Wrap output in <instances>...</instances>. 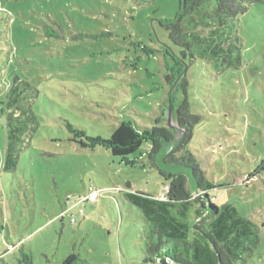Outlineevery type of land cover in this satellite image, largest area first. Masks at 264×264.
Listing matches in <instances>:
<instances>
[{
	"label": "rangeland",
	"instance_id": "obj_1",
	"mask_svg": "<svg viewBox=\"0 0 264 264\" xmlns=\"http://www.w3.org/2000/svg\"><path fill=\"white\" fill-rule=\"evenodd\" d=\"M181 11V0H0V264L21 252L32 264H61L71 252L91 264H139L148 224L213 250L194 228L200 203L186 219L160 204L167 187L146 160L150 142L130 166L86 140L109 138L121 121L168 127L169 111L177 125L182 83L200 116L189 148L238 233L237 257L223 247L232 261L217 264H264V4L224 28L213 2ZM179 18L204 38L188 36L191 53L165 30ZM7 153L14 163L4 168ZM89 186L109 193L61 223Z\"/></svg>",
	"mask_w": 264,
	"mask_h": 264
},
{
	"label": "trees",
	"instance_id": "obj_2",
	"mask_svg": "<svg viewBox=\"0 0 264 264\" xmlns=\"http://www.w3.org/2000/svg\"><path fill=\"white\" fill-rule=\"evenodd\" d=\"M209 2L214 3V18L220 28L226 27L229 21L242 14L246 10L248 4H264V0H181L182 15H190L205 7ZM180 20L181 18H179L178 21L166 23L164 27L167 31L169 40L175 46L183 49V51L188 50L189 53H191L190 49L192 45L188 41V36H191L199 43L203 42L204 38L194 33L189 34L184 32L181 29ZM173 62L171 63L170 69L174 70L177 74L182 72L183 66L180 64V61H176L175 64ZM186 88L185 83L180 85V89L185 97L187 96ZM185 97L179 100L177 107L185 123V133L177 147L165 157V161L167 163L183 164L191 167L196 178L198 193H194L190 190L187 178L184 174L166 173L156 166L155 157L160 149L161 141H169L173 137L174 132L168 127H153L149 131H141L131 122L121 121L107 139L98 137L86 138L89 147L93 148L96 145H100L106 149L111 156L118 158L119 162L127 165L134 162V160L128 159L129 155L140 151L143 143L147 141L150 142L151 148L146 155V160L148 164L155 169L163 185L167 187L165 191V200L161 201L160 204L166 210L176 212L175 215L179 218L186 219L191 213L192 208H194V204L200 203L201 207L197 208L194 212L199 222L194 228L199 230L200 233L208 239L207 241L212 245L213 250H209V248L207 249L205 247L200 248L192 242L174 237L155 224H148V232L145 236L146 242L148 243H145L144 247L141 249V260L139 264H217V262L226 263V261H232L231 255L233 258L237 257L236 253L231 249V247H236L233 241L236 240L238 235L234 227L235 220L229 216V219H232V221H229L228 217L220 213L219 209L221 208L215 205L211 200L208 191L212 188V185L204 176L196 156L189 148L193 127L200 120V116L190 112V104L188 98ZM10 113L12 115L18 114L15 111H10ZM68 127L72 131V127L70 125ZM73 132L77 133L78 136H83L79 131L75 132L73 130ZM80 144L82 145L83 142ZM13 163L14 158L10 153H7L4 168L9 164L13 165ZM97 190H99L98 197H100L102 193H109V189ZM141 194L151 196L148 193ZM81 199L82 198L78 199L75 205H67L63 208L61 213L57 216V219L63 223L64 218L68 216L71 222H75L76 218L73 216L72 210L76 208L77 205L87 202H80ZM96 200L89 202L94 203ZM81 212L82 210L79 209L78 213ZM201 217H203V219H201ZM223 247L226 248L230 256L224 254L222 251ZM21 255L22 258H15V264H32L30 255L24 252H21ZM61 264L91 263L82 259L78 254L71 252L63 258Z\"/></svg>",
	"mask_w": 264,
	"mask_h": 264
},
{
	"label": "water",
	"instance_id": "obj_3",
	"mask_svg": "<svg viewBox=\"0 0 264 264\" xmlns=\"http://www.w3.org/2000/svg\"><path fill=\"white\" fill-rule=\"evenodd\" d=\"M167 126L174 130V134L171 140H162L160 144V149L158 150L155 163L158 169L170 173V174H184L187 178V183L190 190L194 193H198L197 182L194 176L193 169L191 167L185 166L183 164L167 163L165 157L174 150L177 145L181 142L185 133V123L180 114H177V125H172L170 123V111L167 117Z\"/></svg>",
	"mask_w": 264,
	"mask_h": 264
},
{
	"label": "built area",
	"instance_id": "obj_4",
	"mask_svg": "<svg viewBox=\"0 0 264 264\" xmlns=\"http://www.w3.org/2000/svg\"><path fill=\"white\" fill-rule=\"evenodd\" d=\"M99 190L89 187L87 194L80 200L81 201H94L98 198Z\"/></svg>",
	"mask_w": 264,
	"mask_h": 264
}]
</instances>
